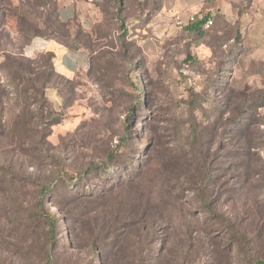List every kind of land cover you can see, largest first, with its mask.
<instances>
[{
    "label": "rangeland",
    "instance_id": "rangeland-1",
    "mask_svg": "<svg viewBox=\"0 0 264 264\" xmlns=\"http://www.w3.org/2000/svg\"><path fill=\"white\" fill-rule=\"evenodd\" d=\"M202 3L198 36L164 23L158 0H104L92 71L53 69L32 108L57 116L39 145L35 124L14 128L0 74V264H264V0ZM57 7L0 0V68L47 53L26 50ZM44 186L75 198L41 199ZM40 200L52 242L28 214Z\"/></svg>",
    "mask_w": 264,
    "mask_h": 264
},
{
    "label": "trees",
    "instance_id": "trees-1",
    "mask_svg": "<svg viewBox=\"0 0 264 264\" xmlns=\"http://www.w3.org/2000/svg\"><path fill=\"white\" fill-rule=\"evenodd\" d=\"M116 3L118 9L117 12H119L121 7L120 2ZM209 20L210 19L208 16H203L201 18L196 17L192 23L185 25L182 29L201 36L206 31V29H208L212 25V21L210 20V26L206 29L204 28L205 24ZM96 25H98V23L95 24L93 35H90L88 32H86L76 21L73 22L72 29L70 30L65 24L58 20L57 9H54L52 15L50 16V21L43 23V28L45 29L47 34L45 36H48V39L45 40H54L56 43L62 45L68 50H82L87 53L89 57L88 72H91L92 66L90 64L94 59V55H98V52L100 51L98 43L101 37ZM38 31L39 30L36 29V31L30 35V31H28L27 34L25 32V36L27 38L41 36V33H39ZM53 58L54 55L51 52L40 54L34 60H17L8 57L0 68V74L4 75L7 79V88L13 91L17 102L21 105L22 108V113L16 120L14 128L20 129L23 132H28L31 128H33L35 124L36 131L39 135L37 141L38 145L43 143V141L45 140V130L50 126L58 123L56 119L57 116L55 115L53 116L52 114L47 113V115L45 116L42 113H33V109H35L33 106H35L39 111L45 108V90L52 80V71L54 69ZM37 59L38 61L41 60L40 64L38 62L37 64H35ZM103 59L104 57L101 58V60ZM30 65H32V67H35V70L31 68ZM21 149L27 155L32 153L31 150H33V152H36L35 146H22ZM107 158L110 160L112 158V154H108ZM97 167L98 166L96 165L93 169H97ZM99 171L102 175L105 176L104 181H106V185L110 187L108 188V190H112L114 186L112 188L111 186L117 181V178H115V176L113 175V170L110 171L107 166H104L100 167ZM110 175L112 176L108 178ZM71 187L72 186H68L66 190L59 191L58 189H52L51 187L44 186L41 190V199H44L45 197H47V195L50 194V197L52 199H56L57 202L69 201L75 198V188L71 189ZM97 190L99 189L93 190L91 194H93L94 196H98L100 195L101 191H106L105 189H101L100 191L96 192ZM28 214L30 218L33 217L35 219L37 218L38 220L43 218L47 220L49 235L48 240L49 242H52V240H54L55 238V218L44 211L41 200L36 204L35 210ZM40 249L43 250L44 246H42V248ZM45 257L47 259L49 258L48 251L46 252Z\"/></svg>",
    "mask_w": 264,
    "mask_h": 264
},
{
    "label": "crops",
    "instance_id": "crops-1",
    "mask_svg": "<svg viewBox=\"0 0 264 264\" xmlns=\"http://www.w3.org/2000/svg\"><path fill=\"white\" fill-rule=\"evenodd\" d=\"M104 0H58L57 17L70 30L76 21L86 32L93 35L95 24L101 13V4ZM205 0H158V10L165 23V16L171 13L182 14L185 10L198 14L199 6ZM174 24V20H173ZM51 52L54 55L53 66L55 71L63 76H72L77 72H84L89 66V57L82 50H68L54 40L35 39L31 41L26 52Z\"/></svg>",
    "mask_w": 264,
    "mask_h": 264
},
{
    "label": "built area",
    "instance_id": "built-area-1",
    "mask_svg": "<svg viewBox=\"0 0 264 264\" xmlns=\"http://www.w3.org/2000/svg\"><path fill=\"white\" fill-rule=\"evenodd\" d=\"M196 13H191L188 10H185V12H183L182 14H176L175 16H173V20H174V26L178 29H182L185 25L192 23L195 18H196ZM211 24V21L209 20L204 28H208ZM40 50H44L43 47L40 48Z\"/></svg>",
    "mask_w": 264,
    "mask_h": 264
}]
</instances>
